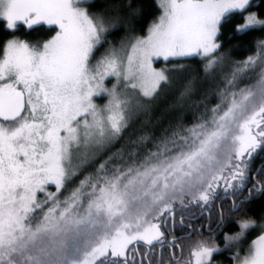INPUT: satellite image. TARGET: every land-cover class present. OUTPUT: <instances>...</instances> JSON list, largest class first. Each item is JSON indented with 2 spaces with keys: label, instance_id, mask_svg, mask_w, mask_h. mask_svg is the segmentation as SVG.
Instances as JSON below:
<instances>
[{
  "label": "snow or ice",
  "instance_id": "1",
  "mask_svg": "<svg viewBox=\"0 0 264 264\" xmlns=\"http://www.w3.org/2000/svg\"><path fill=\"white\" fill-rule=\"evenodd\" d=\"M95 6L90 0H0L7 29L22 23L55 31L35 44L8 40L0 57V264H214L216 254L239 248L250 230L264 224L241 216L223 248L211 228L207 238L195 228L171 241L165 233L169 224L175 228L177 216L187 227L183 212L195 209L201 216L216 213L220 230L226 217L217 200L246 190L232 204L236 216L256 194L264 195V180L252 179L264 174V41L257 56L237 67L261 68L253 88L230 93L229 104L212 108L191 127L178 124L156 141L141 136L128 150L107 153L167 83L154 59L203 56L207 72L218 62L220 30L232 16L243 18L236 34L264 29V13L251 11L264 7V0H157L161 14L147 34L119 44L108 36L134 32L127 9L104 4L102 12H91ZM108 77L139 89V96L122 98L116 85L105 88ZM101 95L108 97L103 107L93 99ZM94 164L95 171L61 200L62 190ZM193 235L200 237L193 259H184L180 241ZM138 242L153 249L154 242L167 244L180 255L156 260L152 252L141 253ZM231 259L264 264V231L245 255L237 251Z\"/></svg>",
  "mask_w": 264,
  "mask_h": 264
},
{
  "label": "trees",
  "instance_id": "2",
  "mask_svg": "<svg viewBox=\"0 0 264 264\" xmlns=\"http://www.w3.org/2000/svg\"><path fill=\"white\" fill-rule=\"evenodd\" d=\"M90 3L96 6L89 10L97 13L104 10L101 6L104 4H115L118 7L127 9L125 13L126 20L134 29V32H129L126 29L109 35L108 40L116 44H119L122 38L129 35H144L149 25L161 14V10L157 6V0H90ZM251 11L264 13V7L253 8ZM242 22V16L234 15L229 22L223 24L218 37L221 48L218 49L215 57L218 62L207 72L205 66L208 61L206 58L199 56L157 61L155 63L157 66L165 63L178 65L175 66L178 67L177 70L171 74L172 83H165L158 89V95L152 98L151 103L147 106L146 113L134 117L133 122L124 132L123 138L111 148L107 155L121 149L128 150L130 142L139 139L141 136L147 137L149 141H156L178 124L191 127L200 122L206 115H210L212 108L217 105L229 104L232 98L230 93L239 94L241 90L253 88L258 82L261 68L257 66L255 69L248 68L237 71V67L242 66L243 62L249 57L257 56V45L260 41H264V29L257 28L249 30L246 34H236L235 27ZM3 25H5V21H0V54L5 42L11 37L17 36L24 40L27 38L34 42H42L55 33L54 26L39 25L31 30H23L22 26H19L18 29L8 30ZM103 49L101 48L96 55ZM234 72L236 73L235 77H233ZM228 80H231L232 83L229 84ZM225 95H227V100H225ZM147 99L149 98L141 100ZM147 147L151 148V143H148ZM97 166L94 164L83 169L81 173L73 178L72 183L68 185V190H62L59 198L63 200L70 190L79 185L80 180L84 179L86 175L94 172ZM260 177L262 175L257 178ZM48 191L54 192L55 186L48 185ZM37 195L39 199L45 198L44 193H38ZM241 196L244 198L247 196V192L244 191L243 195L239 197ZM238 198L236 197L235 200ZM221 201V208L224 207L225 215L234 216L230 201L223 198ZM199 212V209H195L183 213L196 215ZM245 214L261 224L264 221V195L245 203L240 214L236 215L237 219ZM217 216L216 214L215 219L218 218ZM258 229L259 227L252 229L246 234L248 242L257 234ZM236 231H238L236 222L231 223L228 233L231 235Z\"/></svg>",
  "mask_w": 264,
  "mask_h": 264
},
{
  "label": "flooded vegetation",
  "instance_id": "3",
  "mask_svg": "<svg viewBox=\"0 0 264 264\" xmlns=\"http://www.w3.org/2000/svg\"><path fill=\"white\" fill-rule=\"evenodd\" d=\"M247 15V13H246ZM19 26H22L21 28H23V30H31L28 29L26 26H24L22 23H18L16 29L19 28ZM4 28L7 29L6 27V22L5 25H3ZM9 30V29H8ZM24 40V39H21ZM24 41H32L29 40L27 38H25ZM34 43V41H32ZM6 43V42H5ZM256 166H259L258 163ZM258 176L255 175V173L252 174V179L253 180H264V174H262V177H260L259 179L257 178ZM247 187L251 188L252 187V183H249L247 185ZM246 191V190H245ZM247 192V191H246ZM248 195V192H247ZM261 196L260 194H256L253 198H257ZM236 197L234 196H229L227 198V200L230 201L231 206L233 204V202L235 201L236 204H239L241 200H243L244 198L239 197L238 199L235 200ZM252 198V199H253ZM250 199V200H252ZM221 200H218L215 205L218 207L217 210L218 211H223L224 214L226 213L223 209L221 208ZM184 217H185V223L188 225L187 227H182L179 224V216L177 217V221H176V225L175 228H173V226L171 224H169L168 227V231L165 233L166 237H167V241H171L173 239V236L180 238V237H185L189 234V232H191L192 228H195L198 232L202 231L203 232V237L207 238L209 236V231L208 229L211 228L213 230L212 234L215 235L217 237V244L219 245L220 248L224 247V236L230 235L228 233L229 228L231 223L236 222L237 216H229V215H225L226 219L224 224L222 225L220 230H217V221L219 219V216H217L218 218L215 219V213H205L203 216L200 215V212L197 213L196 215H189L186 213H183ZM211 216V219H210ZM188 218H191L190 220ZM204 218V219H203ZM229 220H231V222H229ZM258 228V227H256ZM165 229L162 227L161 231H164ZM259 230V229H258ZM261 232V231H260ZM260 232H257V234H255L254 237H258L260 235ZM253 237V238H254ZM200 239L199 236L197 235H193L191 240H181V248L183 249V257L184 259H189L192 260L193 258L191 257L190 253L192 248L195 245L196 240ZM247 236H245L243 238V240L240 242L239 245H241L239 248L236 247H232L229 250H225L219 254H216L214 257V264H234L233 260L231 259V257H233L237 251L240 252V255L243 256L245 255V253L247 252V250H244L245 248V244H247ZM155 247L150 248V246L145 245L143 242H138L135 247H137L141 253H149L152 252L154 253L155 259L159 260L161 255L164 256L165 261H167L168 259V254L170 252H176L177 255H180V251L181 249H173L167 246V244H165V246H161V244L159 242H154ZM152 257L149 256V259H151ZM137 259L139 260L140 257L138 256ZM144 264H148V260L144 261Z\"/></svg>",
  "mask_w": 264,
  "mask_h": 264
},
{
  "label": "rangeland",
  "instance_id": "4",
  "mask_svg": "<svg viewBox=\"0 0 264 264\" xmlns=\"http://www.w3.org/2000/svg\"><path fill=\"white\" fill-rule=\"evenodd\" d=\"M24 26H25V25H24ZM46 26H47V25H46ZM149 26H150V25H149ZM148 28H149V27H148ZM148 28H147V30H148ZM57 30H58V29H57ZM146 34H147V32H146L144 35H137V36L143 37V36H145ZM54 35H55V33H54L52 36H54ZM52 36H51V37H52ZM51 37H49L48 39H50ZM11 39H19V40H21V38H18L17 36L11 37L9 40H11ZM48 39H46V40H48ZM7 41H8V40H7ZM7 41H6V42H7ZM44 41H45V40H44ZM27 42H30V43H32V44L37 43L36 41H35L34 43H33L32 41H27ZM103 51H104V49L101 50V52H103ZM101 52H100V53H101ZM100 53L97 55V57L100 55ZM2 55H3V53L1 52L0 57H2ZM193 56H198V55H193ZM185 57H190V56H184V57H172V58H185ZM199 57H201V58H206V57H203V56H199ZM169 59H171V58H169ZM206 59H207V58H206ZM159 60H161V61H165V60H163L162 58H160V59H154V60H153V67H154L157 71L164 70L166 76H168V78H169L166 84H171V83H172V81H171V79H172L171 74H172L173 72H175V70H177L176 68H178V67H175V66H178V65H172V64L165 63L164 65L157 66L155 63H156L157 61H159ZM207 61H208V59H207ZM123 83H124L123 81L118 82L117 79H116L115 77H108V78L104 81V87L107 88V89H112L113 86L116 85L117 88H118V94H119L122 98H132V97H135V96H139V89L133 90V89H131L130 87H123ZM139 98H140V99H143V98H145V97L140 96ZM93 99H94V103H96V104H97L98 106H100V107H103V106H105L106 104H108V97H107V95H101V96H99V97H94ZM261 224H264V221H262ZM260 231H261V232H260ZM262 231H264V229H261V228L259 227L258 232H260V234H261ZM255 239H256V237L251 238V240H249V242H248L247 244H245L246 246H245L244 250H248L249 247H250V245H251V243H252V241H254ZM240 246H241V245H239V247H240Z\"/></svg>",
  "mask_w": 264,
  "mask_h": 264
}]
</instances>
